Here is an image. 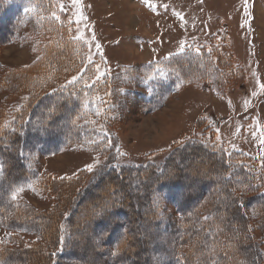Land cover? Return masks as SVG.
Here are the masks:
<instances>
[{"label":"rangeland","instance_id":"obj_1","mask_svg":"<svg viewBox=\"0 0 264 264\" xmlns=\"http://www.w3.org/2000/svg\"><path fill=\"white\" fill-rule=\"evenodd\" d=\"M22 6L13 36L0 43V140L3 145L15 136L38 133L41 141L26 138L24 144L31 147L19 151L26 161L14 173L6 172L7 157L0 148L5 165L0 174L2 264H51L62 251L72 264H103L104 257L93 255L94 236L117 240L111 249L119 253L114 262L130 264L126 252L132 253L127 241L132 225L126 209H114L110 188L83 207L80 230L65 222L88 180L97 193L99 170L131 165L145 182L149 178L148 192L157 212L163 210L161 215L169 218L163 219L169 227L170 216L176 220L179 215L167 198L183 189L197 196L202 189L193 178L206 172L198 159L188 160L187 167L192 166L184 170L191 183L172 185L164 194L153 179L164 176L161 163L176 146L196 138L226 152L233 162H247L235 156L237 150H264V120H257L259 137L257 129L241 121L264 111V0H22ZM182 43L185 51L180 53ZM46 102L50 107L41 109ZM62 103L68 107L57 111L55 105ZM226 106L231 115L251 108L235 118L223 116ZM57 112H62L58 118ZM54 129L63 136L60 144L51 136ZM112 135L120 146L118 155L112 152ZM48 143L54 148L49 150ZM252 157L257 162L248 163L247 172L262 183L246 191H264V160ZM97 158L100 163L88 172L85 166ZM103 183L110 187L106 179ZM19 186L24 191L14 200L12 191ZM193 207L187 208L191 215L210 212L205 204ZM95 211L106 212L95 221ZM49 217L62 228L59 243L50 245L55 255L45 252ZM90 248L93 252L87 253ZM261 251L264 264V239Z\"/></svg>","mask_w":264,"mask_h":264},{"label":"trees","instance_id":"obj_2","mask_svg":"<svg viewBox=\"0 0 264 264\" xmlns=\"http://www.w3.org/2000/svg\"><path fill=\"white\" fill-rule=\"evenodd\" d=\"M1 2L2 0L0 1V43H5L11 39L15 32L17 19L21 16L23 6L22 0H16L15 5L10 2L9 4ZM161 104L158 107L164 106ZM65 105L68 107L66 103H62L55 105V108L59 111ZM69 106L71 107V105ZM47 107H50L48 102L41 105L43 110ZM74 109L75 107L72 108V110ZM61 115L62 112L56 114V117ZM43 126L41 127L45 128V125ZM51 136L55 137L58 142L63 137L58 129H54ZM112 136V152L118 155L120 146L118 140L114 138V135ZM32 137L41 141V135L38 133L34 136L26 133L24 139L15 136L10 139L11 141H4L3 145H1L2 140H0V148L4 150L3 153L7 157L4 162L7 173L22 171L26 159L19 154V151L30 149L31 143L26 147L24 141L26 138L32 140ZM56 141H51V143ZM47 148L51 150L54 146L48 143ZM43 152L47 153L45 150ZM234 154L242 158L246 157L247 162H233L226 152L196 138L186 140L182 145L176 146L168 153L167 158L160 166L161 171L162 168L164 169L162 174L164 176H156L153 179L156 186H163L160 189L164 194V190L172 185L180 184L185 187L188 186L186 183H191L189 181L190 174L184 170L192 166L190 164L187 167L188 160L198 159L197 163L206 165V172H203L204 176L193 178V183L199 181L194 185L198 186L199 184L198 187L202 189L197 196L196 194L191 195V193L187 195L185 194L186 190L183 189L179 191L178 195L167 198L166 201L178 209L177 214L179 216L176 220L171 219L173 215L170 216L172 226L171 223H169V227L165 226L166 222H163V219L168 220L169 218L161 215L163 210L160 213L157 212V202L152 200L151 194L148 192L152 188L150 185L147 186L150 179H146L145 182L144 175L141 172L138 173L131 165L123 168L110 165L99 170L97 172L99 179L95 180L97 181L95 182L98 189L97 193L92 192L93 181L88 180L84 185L86 192H78L83 196L78 195L80 201H76L69 208L65 222L72 227L75 226V230L81 228L79 224L83 219V213H81L83 207H87V204L95 201L93 197H101V193L110 188L111 191L113 190L112 195L107 194L110 198L113 196L114 209H118L116 211H120L122 207L126 209L125 218L129 222V227L132 225L127 234V237L129 236L127 241L131 245L132 253L126 252L129 260L125 256L130 264H159L160 259L167 264H263L261 244L264 239V191H246L262 183V181L255 182L253 173L247 172L248 163L251 161L256 163L257 159L240 150L235 151ZM193 168L201 170L194 164ZM210 175H214V177L210 178ZM103 179L110 182L108 183L110 187H105ZM2 187L3 183L0 189ZM203 204L210 210L206 215H191L189 209L187 210V208L193 206L195 208ZM96 205L98 207L103 206L97 203ZM104 212L106 211H95L91 216L92 220L96 221L99 217L98 214ZM40 215L45 216L44 214ZM204 217H208V219H204ZM42 218L47 219L48 217ZM57 223L60 224L58 220L50 222L52 224L48 234L50 241H45L49 243L48 246L53 241L59 243V232L62 228H59ZM100 223H102L101 219ZM88 228L86 227V231L89 235L91 230ZM66 233L69 234V231ZM258 234L261 235V238L258 237ZM40 235L41 233L39 237ZM91 239L90 241L94 243L95 247L94 252L91 248L89 252L86 249L84 251L99 255L95 256L97 259H100V256L104 257L103 264H110L109 262L112 260L114 264H117L114 261H117L119 253L113 254L114 252L111 251L114 249L117 240H113L111 237L104 239L98 236ZM134 240L136 241L133 243ZM54 251L51 246L45 247V252L48 255L51 252L54 254ZM64 253L63 251L58 252L56 255L58 259L55 257L57 261L53 259L51 264H59L58 260L61 257L65 259L61 260V264H72L71 257L65 258ZM113 255L117 257H113ZM79 264H81V260H79Z\"/></svg>","mask_w":264,"mask_h":264},{"label":"snow or ice","instance_id":"obj_3","mask_svg":"<svg viewBox=\"0 0 264 264\" xmlns=\"http://www.w3.org/2000/svg\"><path fill=\"white\" fill-rule=\"evenodd\" d=\"M145 3H150V0H145ZM25 11L28 12V11H31V9H25ZM52 16L53 17H56V14L55 13H52ZM56 19H59V17H56ZM83 38H84L83 37V33H81L80 39H83ZM92 39L93 40L95 39V36L94 35H93ZM96 47L97 48H100V45L97 44ZM179 51H180V53H183L185 51V44L184 43L181 44ZM196 52L197 53L199 52V49L198 48L196 49ZM89 60H90V57H89ZM76 78L77 77H73L72 79L75 80ZM261 88L264 89V84H261ZM256 95H257L256 92H253L252 93V96H256ZM249 103H250V101L246 100L245 101V107H247L249 105ZM53 111H55V108H53ZM99 163H100L99 158H97L94 163L87 164L85 166V169L88 172H92L95 169L96 165L99 164ZM4 167H5V165L2 162H0V174L3 173ZM67 178L68 177H61V179H67ZM23 191H24V187L23 186L16 187L12 191V198L14 200L17 199L18 196H19V194L22 193ZM204 219H208V217H204ZM61 239H63V238H61ZM113 254H116V253H113ZM53 255H55V254H53ZM0 264H2V262H0Z\"/></svg>","mask_w":264,"mask_h":264},{"label":"crops","instance_id":"obj_4","mask_svg":"<svg viewBox=\"0 0 264 264\" xmlns=\"http://www.w3.org/2000/svg\"><path fill=\"white\" fill-rule=\"evenodd\" d=\"M259 93V92H258ZM234 95V94H233ZM256 97H258L259 98V94H257V96ZM226 102L227 101H225V103H224V105L226 104ZM254 104V103H253ZM253 105H251V107H252ZM250 107V108H251ZM250 108L248 109V111H246V112H239V113H237V114H233V115H231V114H229V112H230V110H228V107L226 106V108H225V113H223V114H226V115H223V116H235V118H240V116H244L246 113H248V112H250ZM256 108V107H255ZM257 108H258V106H257ZM240 109H244V108H240ZM239 110V109H238ZM249 116H251V115H249ZM253 116V115H252ZM246 118H248V116H245V119L244 120H241L242 121V123H245V122H247V124H249L250 126H253V128L254 129H257V133H256V137H259L260 135H259V125H258V123H257V120H260L259 122H260V124L262 123L261 121L262 120H264V111H258V114L257 113H255V117H254V120L253 119H246ZM252 121H254V125H252L253 123H252ZM264 122V121H263ZM240 123V122H239ZM237 126H239V124L237 125ZM238 129V128H237ZM261 129H263V128H261ZM256 147H258V149H260L259 148V144L257 143V145H256ZM251 148H254V146L253 147H251ZM262 151L260 152L261 154H263V155H260L259 156V154L260 153H258L259 152V150H257L256 152H247V151H245L246 153H248V154H250V155H256V156H258V158H260V159H263L264 160V150L263 149H261Z\"/></svg>","mask_w":264,"mask_h":264}]
</instances>
